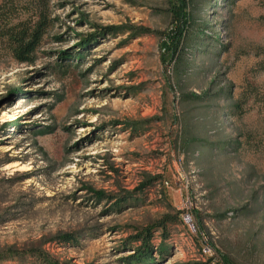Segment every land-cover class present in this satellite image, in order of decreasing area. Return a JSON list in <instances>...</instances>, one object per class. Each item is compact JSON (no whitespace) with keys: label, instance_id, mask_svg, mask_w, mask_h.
I'll list each match as a JSON object with an SVG mask.
<instances>
[{"label":"rangeland","instance_id":"1","mask_svg":"<svg viewBox=\"0 0 264 264\" xmlns=\"http://www.w3.org/2000/svg\"><path fill=\"white\" fill-rule=\"evenodd\" d=\"M227 1L182 9V88L214 94L186 105L168 0H0V264H264V0ZM40 13L22 62L10 35Z\"/></svg>","mask_w":264,"mask_h":264},{"label":"trees","instance_id":"2","mask_svg":"<svg viewBox=\"0 0 264 264\" xmlns=\"http://www.w3.org/2000/svg\"><path fill=\"white\" fill-rule=\"evenodd\" d=\"M175 0H168V3L170 4V10L174 16V18L176 19L175 23L177 24L175 28H173L170 33H168V40L170 38V41L173 42L174 45H167V49L172 52L171 56H172V60H175V63L173 65V76L174 79L176 80L177 86L180 90V95L182 96V98L184 99L185 104H189L190 103V96L192 94H187L185 93V91L183 90L182 86H183V78L184 76H186V69L185 66L186 65V53L183 51L184 47L182 46L183 44V33H184V22L185 20V14L183 13L182 9L185 7H189L191 4L192 6L196 3H198L201 0H181V7L174 2ZM232 1V0H231ZM231 1H227V4H230ZM216 7H218L217 5H215ZM39 19L36 22V26L34 29H31V26H26V27H22L21 30H19V32L17 33H12V35H10V38L13 40V51H14V55L15 57L22 61V62H26L28 61L31 57V54L34 52L35 48L37 47V45L40 42L41 36L44 33V31L46 30V28L48 27V21L47 18L45 16L42 15V13L39 14ZM174 23V22H173ZM152 32V31H149ZM217 36V31L216 30H212V34H211V39L209 40V42L214 41V40H218ZM206 45V44H205ZM216 49H218L217 45L213 47V50L215 51ZM213 52V51H212ZM211 54H216V53H211ZM260 70L264 71V62H262L260 64ZM199 73H206L207 70H204L202 68H200L199 70H197ZM196 71V72H197ZM195 72V73H196ZM227 95V94H225ZM194 97V99L196 100H203L204 101V97L207 96V98H211L214 96V94H210V95H205L204 97H199L196 95H192ZM228 98V95H227ZM193 99V98H192ZM262 103L264 105V95L262 96ZM202 101V102H203ZM238 106L239 108L241 107L240 104L235 105ZM204 118L202 117L200 120H203ZM186 121V120H185ZM194 127L196 128V125H194ZM194 127L189 123V121L187 120V122H185V127H184V136L183 138L181 137V141L180 143L182 144V146L185 147V149L187 151H191L192 153H194V151L196 149H200V145H196V130H194ZM2 162H6L5 160H3ZM1 162V164H3ZM0 164V165H1ZM22 178V177H21ZM161 179L160 176H146L145 181L140 185V188H146L148 186L154 185L157 181H159ZM21 179H18V181H20ZM100 198H98L99 200ZM120 204V203H118ZM167 212H165L164 214L161 215V217H159L157 220H155L151 225H149L147 228H144L142 231H140L139 234H137L134 238L137 241H141L143 243L141 249H139V251H142V257L140 258V260L142 258L149 257L151 251L153 250V246L151 244V242L153 241V239L155 238V232L160 233L161 236V240L165 239V236L167 234V230L169 228V226L171 225H176L180 222V212L176 211L174 209V207L170 204L167 203L165 205ZM171 211H175V212H171ZM60 237V238H59ZM58 238V241H65V242H77L78 238L76 236H72L71 234L68 235H59L56 237H53V239ZM166 248V247H165ZM163 246V244L161 243V245L159 247H157L158 251H162V250H166ZM35 251V250H34ZM37 254V253H35ZM228 262V260H227ZM228 264H230L228 262Z\"/></svg>","mask_w":264,"mask_h":264}]
</instances>
